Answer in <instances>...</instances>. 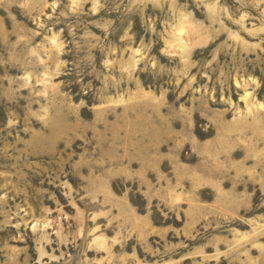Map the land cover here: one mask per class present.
<instances>
[{
    "label": "rangeland",
    "instance_id": "rangeland-1",
    "mask_svg": "<svg viewBox=\"0 0 264 264\" xmlns=\"http://www.w3.org/2000/svg\"><path fill=\"white\" fill-rule=\"evenodd\" d=\"M0 264H264V0H0Z\"/></svg>",
    "mask_w": 264,
    "mask_h": 264
}]
</instances>
